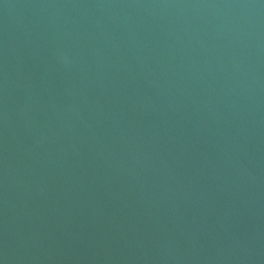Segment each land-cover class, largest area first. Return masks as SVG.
<instances>
[{
	"label": "water",
	"instance_id": "95a60500",
	"mask_svg": "<svg viewBox=\"0 0 264 264\" xmlns=\"http://www.w3.org/2000/svg\"><path fill=\"white\" fill-rule=\"evenodd\" d=\"M0 264H264V0H0Z\"/></svg>",
	"mask_w": 264,
	"mask_h": 264
}]
</instances>
